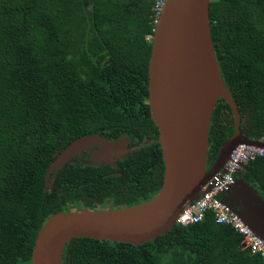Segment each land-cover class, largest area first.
<instances>
[{"label":"trees","instance_id":"1","mask_svg":"<svg viewBox=\"0 0 264 264\" xmlns=\"http://www.w3.org/2000/svg\"><path fill=\"white\" fill-rule=\"evenodd\" d=\"M157 0H0V264H33L36 238L56 213L131 208L154 198L165 173L148 104ZM210 26L226 88L248 138L264 137V0H212ZM235 132L219 99L208 169ZM127 136L114 165L73 158L45 191L49 164L75 139ZM90 157L88 152H83ZM264 200V158L237 176ZM209 213L134 246L75 238L63 264H264Z\"/></svg>","mask_w":264,"mask_h":264},{"label":"water","instance_id":"2","mask_svg":"<svg viewBox=\"0 0 264 264\" xmlns=\"http://www.w3.org/2000/svg\"><path fill=\"white\" fill-rule=\"evenodd\" d=\"M211 1L166 0L154 30L148 104L159 130L165 165L160 191L131 208L54 214L36 238L33 264H63L65 247L75 238L140 246L166 235L175 228L185 205L194 200L238 145L264 146L244 135L238 105L223 81L211 33ZM215 88L218 93L213 95ZM219 99L232 108L235 132L208 169L210 127ZM129 143L127 136L114 142L98 135L75 139L49 164L45 191L53 188L56 171L76 156L99 145L91 153L92 160L113 165L125 155ZM231 196L240 217L264 240V200L242 180H237Z\"/></svg>","mask_w":264,"mask_h":264},{"label":"built area","instance_id":"3","mask_svg":"<svg viewBox=\"0 0 264 264\" xmlns=\"http://www.w3.org/2000/svg\"><path fill=\"white\" fill-rule=\"evenodd\" d=\"M166 0H157L155 24L157 26ZM253 141L264 144V137ZM264 158V146L240 144L230 154L222 168L212 176L192 202L185 205L176 220V225L183 227L202 223L209 213L216 224L232 226L242 236V247L264 258V240L259 237L240 217L236 208L225 199L231 194L237 183V176L242 175L249 163Z\"/></svg>","mask_w":264,"mask_h":264},{"label":"rangeland","instance_id":"4","mask_svg":"<svg viewBox=\"0 0 264 264\" xmlns=\"http://www.w3.org/2000/svg\"><path fill=\"white\" fill-rule=\"evenodd\" d=\"M124 1H126V3L131 4V5H134L135 4V0H124ZM232 193H233V191H232ZM231 194H228V195L225 196V199L228 200L230 203L231 202H234L233 196H231ZM110 209L111 208H110V206L108 204H106V207L102 209V208L99 207V203H98V210L99 211H105V212H107Z\"/></svg>","mask_w":264,"mask_h":264},{"label":"flooded vegetation","instance_id":"5","mask_svg":"<svg viewBox=\"0 0 264 264\" xmlns=\"http://www.w3.org/2000/svg\"><path fill=\"white\" fill-rule=\"evenodd\" d=\"M128 146H129V145H128ZM98 148H99V145L90 148L89 151H86V152H88V153L90 154V157H85L84 153H82V154L78 155L79 159H85V160H89V159H90V160L92 161L93 164H107V163H105V162L95 163V162L92 160L91 153H92L94 150L98 149ZM127 149H128V147H127ZM118 160H119V159H118ZM118 160H116V161L114 162V164H115ZM114 164H113V165H114ZM107 165H110V164H107Z\"/></svg>","mask_w":264,"mask_h":264},{"label":"bare ground","instance_id":"6","mask_svg":"<svg viewBox=\"0 0 264 264\" xmlns=\"http://www.w3.org/2000/svg\"><path fill=\"white\" fill-rule=\"evenodd\" d=\"M218 93V88H215L214 89V92H213V95L217 94Z\"/></svg>","mask_w":264,"mask_h":264}]
</instances>
